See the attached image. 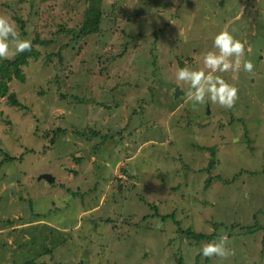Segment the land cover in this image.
<instances>
[{
  "label": "rangeland",
  "instance_id": "1",
  "mask_svg": "<svg viewBox=\"0 0 264 264\" xmlns=\"http://www.w3.org/2000/svg\"><path fill=\"white\" fill-rule=\"evenodd\" d=\"M0 15L51 41L4 81L26 108L0 97V264H264V0H0ZM222 28L253 70L221 74L231 108L193 104L175 73L202 68ZM176 220L230 254L198 260L207 241Z\"/></svg>",
  "mask_w": 264,
  "mask_h": 264
},
{
  "label": "clouds",
  "instance_id": "2",
  "mask_svg": "<svg viewBox=\"0 0 264 264\" xmlns=\"http://www.w3.org/2000/svg\"><path fill=\"white\" fill-rule=\"evenodd\" d=\"M14 43V50L11 45ZM31 39L20 36L15 21L0 15V60L30 50ZM212 49L203 54L202 68H178L175 73L177 81L189 84L187 96L193 104L214 103L231 108L238 98V87L228 82L221 74L229 69L237 70L243 64V70L252 72L253 64L244 59L246 43L239 39L234 30L222 28L212 37ZM203 257H226L230 249L225 238L213 239L199 249Z\"/></svg>",
  "mask_w": 264,
  "mask_h": 264
},
{
  "label": "trees",
  "instance_id": "3",
  "mask_svg": "<svg viewBox=\"0 0 264 264\" xmlns=\"http://www.w3.org/2000/svg\"><path fill=\"white\" fill-rule=\"evenodd\" d=\"M51 41H44V40H37V41H33L32 43V47L30 50H27L25 52L20 53L15 60H10V59H6L4 60L1 65H0V97H4V96H9V100L10 102L15 105L18 106L22 109L26 108V106L21 103L19 101V99L17 98L16 94L11 93L9 94L8 91V87L6 85V83L4 82L5 79L9 81L13 80V75L15 78H18L20 80H24L25 79V73H23L21 66L28 64L29 60L31 58H36L40 55V51H38L37 49H35L34 44H41V45H48L50 44ZM62 59V57L60 56V60ZM58 131H61V129H58ZM52 142H55V137H53ZM1 151V150H0ZM212 157L210 159L209 162V166H208V171L211 172V170L213 168H215L216 166V162H215V155H216V150L214 148H210ZM15 160L14 156H8V161H12ZM208 186L212 183L211 182V177H208ZM156 208V206L154 207ZM156 215L159 214L158 210L155 211ZM39 217V215H38ZM167 218H175L174 213L170 214V215H166L163 216V219H167ZM176 223L178 225V229L179 232L182 233L184 236H186L188 239L198 243L204 242V241H211L213 239H217V235L216 233L210 235L207 233H196L194 232L191 228H183L182 226H180V222L176 220ZM218 227V225H215ZM202 257V255H200V253L197 255V259L200 260V258ZM206 261L209 260L210 257H205ZM181 264L182 263V259H180ZM15 264H37L36 261H26L25 263H18L15 262Z\"/></svg>",
  "mask_w": 264,
  "mask_h": 264
},
{
  "label": "water",
  "instance_id": "4",
  "mask_svg": "<svg viewBox=\"0 0 264 264\" xmlns=\"http://www.w3.org/2000/svg\"><path fill=\"white\" fill-rule=\"evenodd\" d=\"M179 93V89L177 90V92H176V95ZM131 173H133L132 171H131ZM39 179L41 180V179H45V180H47L48 182H52V181H54L55 180V178L52 176V175H50V174H42L40 177H39Z\"/></svg>",
  "mask_w": 264,
  "mask_h": 264
}]
</instances>
